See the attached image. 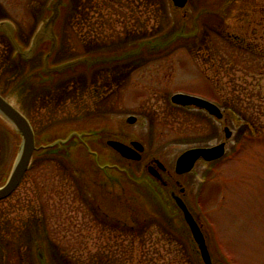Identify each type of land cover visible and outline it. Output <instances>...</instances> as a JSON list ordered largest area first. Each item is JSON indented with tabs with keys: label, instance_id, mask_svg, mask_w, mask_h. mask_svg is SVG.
Returning <instances> with one entry per match:
<instances>
[{
	"label": "rangeland",
	"instance_id": "rangeland-1",
	"mask_svg": "<svg viewBox=\"0 0 264 264\" xmlns=\"http://www.w3.org/2000/svg\"><path fill=\"white\" fill-rule=\"evenodd\" d=\"M54 1L0 0V20L27 46ZM60 12L40 25L33 58L0 32V92L28 116L38 146L54 143L35 150L0 201V264H205L171 191L201 225L212 264H264V0H63ZM177 91L219 99L214 138L203 137L204 120L170 108ZM132 106L129 124L122 109ZM14 131L0 116V186L17 156ZM109 139L142 141V159L124 160ZM219 141L222 158L174 172L182 150ZM153 157L167 187L147 172Z\"/></svg>",
	"mask_w": 264,
	"mask_h": 264
},
{
	"label": "water",
	"instance_id": "water-1",
	"mask_svg": "<svg viewBox=\"0 0 264 264\" xmlns=\"http://www.w3.org/2000/svg\"><path fill=\"white\" fill-rule=\"evenodd\" d=\"M174 5L178 7H183L187 0H172ZM57 10L55 9L54 15L48 20L47 23L53 22L56 17ZM48 24H45L43 27H46ZM4 27V29L7 31V34L9 35L12 42L16 45L17 50L21 52L20 48L17 46V43L15 42L14 37L12 36V32L5 28V23H0V28ZM44 29L41 31L39 30L34 38V44L32 46V49L30 50V53L35 49L37 42L39 41V37L42 35ZM29 55V54H28ZM171 100L179 105H195L197 107L206 109L210 114L217 116L218 118L221 117V112L219 108L203 99L197 96L185 94V93H176L172 96ZM0 115H2L14 128L17 130V132L20 134V144L18 147V152L16 159L13 163L11 172L6 180V182L0 186V200L7 198L10 196L15 189L20 184L22 178L24 177L26 171L29 168L30 160L32 157V154L35 150V136L32 129V126L27 119V117L21 113L13 104H11L8 100L5 99V97L0 94ZM129 122H134L135 118L131 117L128 120ZM226 137H230L231 132L228 128H225ZM108 145L113 147L115 150L120 152L124 157H127L129 159H139L140 155L138 151L143 150V146L138 142H132V145L134 146V150L127 145L116 141V140H109ZM224 154V143H220L218 145L212 146V147H196L191 148L184 153H182L176 162V171L177 173H186L189 172L194 163L202 157L203 159L207 161H212L220 158ZM177 205L180 207V209L183 212L184 219L187 222L192 236L195 240V242L198 244L201 257L205 264H211V257L205 242V238L203 236L202 231L200 230L199 225L195 221L194 217L190 213V211L187 209L184 202L177 196L174 197ZM219 264H225V263H219Z\"/></svg>",
	"mask_w": 264,
	"mask_h": 264
},
{
	"label": "flooded vegetation",
	"instance_id": "flooded-vegetation-1",
	"mask_svg": "<svg viewBox=\"0 0 264 264\" xmlns=\"http://www.w3.org/2000/svg\"><path fill=\"white\" fill-rule=\"evenodd\" d=\"M140 65V64H139ZM139 65H135L132 69H130V71L128 72V75H130L131 74V72H132V70H134L135 68H137ZM122 81V80H121ZM121 81H118V85H121ZM205 96V95H204ZM205 97H207V98H209L210 100H212V101H215L214 99L215 98H213V97H209V96H205ZM167 100V99H166ZM168 101H169V103L172 105V107H170V108H173V107H175V108H181L182 110H185V112L187 111V112H190L191 114H193L194 116H196V118H197V120L200 122V120H204L206 123H208V127H209V132L207 133V134H204L203 135V137L206 139V135H209L210 136V138H214L215 136H216V134H217V130H218V126H217V121L218 120H221L222 118H223V116H222V118L221 119H218L216 116H213V115H211V114H209L206 110H204V109H200V108H197V107H195V106H179V105H176V104H174L172 101H171V96L168 98ZM134 106V105H133ZM133 106L131 107V109L129 108V109H127V108H125V109H122V111L124 112V113H126L127 114V117H126V122L128 123L129 121V118L130 117H135V121H134V123L137 121V117L134 115V113L136 112L137 113V111H134L132 108H133ZM221 107V110H222V113H223V115H224V113H225V108L221 105L220 106ZM121 112V111H120ZM150 115V113L148 114L147 113V116H149ZM147 120H148V122H150L151 123V126H153V117L151 116L150 118H147ZM147 122V123H148ZM231 122V124H232V121H230ZM129 124H131V123H129ZM133 124V123H132ZM247 126V125H246ZM245 125H241V127L243 128H245L246 127ZM223 131H225L224 130V128H223ZM225 133V132H224ZM116 140H119V141H121V142H123V143H125V144H127V145H130L131 144V142L132 141H139V140H136V139H128V141L127 140H125V141H123V140H121V139H116ZM142 144H143V142L142 141H140ZM220 142H222V141H219V142H216L215 144H217V143H220ZM211 145H214V144H204V145H196V146H211ZM143 146H144V149H143V151L140 153L141 154V159H142V156H143V153H144V151H145V145L143 144ZM192 147H195V146H192ZM225 147H226V143H225ZM188 148H190V147H188ZM188 148H186V149H188ZM186 149H184V150H186ZM184 150H182L181 152H183ZM180 152V153H181ZM121 158H123L118 152H116ZM124 160H128V159H126V158H123ZM140 159V160H141ZM199 161H201L202 163H208V162H206V161H204L203 159H199ZM159 163H162V165L161 164H159ZM147 172L153 177V178H155L158 182H160V184H162V186L163 187H167L168 185H169V182H167L164 178H163V176H162V173L166 170V166H165V164H164V162H163V160H161V159H158V158H156V157H153L151 160H150V162H149V164H147ZM173 169H174V172H175V162H174V165H173ZM175 184H176V186L178 187V191H179V193L180 194H183V192H184V188H183V186L179 183V181H175ZM174 194V195H176L175 194V192H173V191H171V194Z\"/></svg>",
	"mask_w": 264,
	"mask_h": 264
},
{
	"label": "trees",
	"instance_id": "trees-1",
	"mask_svg": "<svg viewBox=\"0 0 264 264\" xmlns=\"http://www.w3.org/2000/svg\"><path fill=\"white\" fill-rule=\"evenodd\" d=\"M216 99H217V98H216ZM217 100H219V99H217ZM14 132H15V131H14ZM17 134H18V133H17ZM15 138H16V141H18V135L15 136ZM43 177H45V176H43ZM43 191H44V187H43V188H39V192H40L39 197H38L39 199H42V193H43ZM44 216H45V220H46L47 217H46L45 214H44ZM46 228H47V232L49 233L48 226H46ZM50 234H51V235H54L55 233L53 234V230H50Z\"/></svg>",
	"mask_w": 264,
	"mask_h": 264
}]
</instances>
